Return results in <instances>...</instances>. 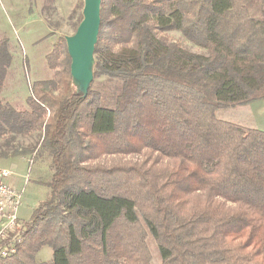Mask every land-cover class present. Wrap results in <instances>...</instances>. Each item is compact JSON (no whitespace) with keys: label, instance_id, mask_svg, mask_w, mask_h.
<instances>
[{"label":"trees","instance_id":"16d2710c","mask_svg":"<svg viewBox=\"0 0 264 264\" xmlns=\"http://www.w3.org/2000/svg\"><path fill=\"white\" fill-rule=\"evenodd\" d=\"M169 32L206 54L162 37ZM12 60L0 39V157L35 163L48 153L51 176L41 182L47 197L24 222V243L0 264H84L94 246L97 264H150L148 236L163 264H264V130L217 118L264 100V0H102L86 98L72 84L64 45L48 55L51 79L32 85L25 108L13 107L3 97ZM127 129L148 137L137 145L122 138ZM111 136L106 154L145 146L169 159L158 174L174 192L166 194V181L164 190L140 182L135 188L152 196L139 202L128 186L120 191L115 174L139 168L91 167L87 140ZM44 247L52 262L37 259Z\"/></svg>","mask_w":264,"mask_h":264},{"label":"rangeland","instance_id":"374dc122","mask_svg":"<svg viewBox=\"0 0 264 264\" xmlns=\"http://www.w3.org/2000/svg\"><path fill=\"white\" fill-rule=\"evenodd\" d=\"M83 8L84 0H0V39L7 40L13 56L3 91L6 103L18 109L25 108L27 100L32 94V85L35 82L51 79L54 73L49 69L47 63L48 55L58 49V47L66 46L65 37L71 36L76 32L77 25L80 22L79 18L83 15ZM162 37L170 42L177 43L188 51L206 54L204 49L188 41L179 32L162 34ZM64 60L65 56H62L61 61L63 62ZM110 85H108L109 87L106 90H111L116 86L115 84ZM256 109L259 111V117L254 116ZM217 118L250 128L264 130V102L220 110L217 112ZM144 128L149 133H154L151 131V125L147 124ZM125 137L137 145H142L148 135L142 131L132 133L130 129H127L122 134V138L125 139ZM153 137H155V134ZM27 138V140L21 137L18 139L23 145H32L30 143L33 139ZM0 141L1 144L5 143L4 140ZM114 141L115 138L112 136L90 138V140H87V143L91 142V148L90 150H85L84 155L91 158L89 160L91 167H104L105 169L133 167L139 168L142 171L141 174L133 173L131 170L130 174L127 173L131 177L133 176L138 179L135 184H132V181L130 182L132 180L131 177L127 175L122 176L123 173L118 172L120 170L116 171V177H120V180L117 181L121 183L120 191L127 189L128 186L127 190L133 192L136 200L144 202V199H150L152 195L148 194L146 190H137L135 188L140 182L151 183V187L153 188L159 184V188L162 189L165 181L167 184L172 182V179L164 178V176L160 179V174H158L161 165L168 167L167 164L170 163L169 159H166L153 149L148 151L145 146L142 147L141 154H106L102 146L105 143L111 144ZM94 145L95 150H93ZM47 154L43 155L38 160L39 162H35L31 167L27 163L23 166L21 162H18L19 160L17 159L20 157L5 159L4 157H0V166L15 170L16 174H18L16 180L18 183L16 184L20 185V189H24L23 204L19 210V217L23 223H28L32 220L40 202L48 195L49 190L41 183L51 176V171L47 165ZM15 163L17 164L14 165ZM145 170L150 172V175H147L149 180L144 175L143 171ZM27 176L28 181L26 183ZM168 186L172 190L167 191L166 194H171L174 192V188L171 184ZM124 225L125 223L123 222L119 224L118 233ZM139 225L140 230H143V225L141 223ZM126 228L128 229V227ZM148 237L146 247L151 256L150 264H163L157 243L152 237ZM85 251L84 256H82L84 264L99 263L98 259L100 260V256L94 252L100 251L99 248L95 246L92 248L86 247ZM125 256L127 259H132V257L137 258L135 253H126ZM37 259L40 262H52V248H42L37 254Z\"/></svg>","mask_w":264,"mask_h":264},{"label":"water","instance_id":"95a60500","mask_svg":"<svg viewBox=\"0 0 264 264\" xmlns=\"http://www.w3.org/2000/svg\"><path fill=\"white\" fill-rule=\"evenodd\" d=\"M102 0H84L83 19L76 32L66 36L71 59L72 84L86 98L94 82L95 49L101 27Z\"/></svg>","mask_w":264,"mask_h":264},{"label":"built area","instance_id":"2783aa9c","mask_svg":"<svg viewBox=\"0 0 264 264\" xmlns=\"http://www.w3.org/2000/svg\"><path fill=\"white\" fill-rule=\"evenodd\" d=\"M31 167L33 159H27ZM17 174L8 168L0 167V258L15 255L19 245L24 243L25 225L19 217L23 204L24 189L13 182ZM28 176L26 177V183Z\"/></svg>","mask_w":264,"mask_h":264},{"label":"crops","instance_id":"0c3cea01","mask_svg":"<svg viewBox=\"0 0 264 264\" xmlns=\"http://www.w3.org/2000/svg\"><path fill=\"white\" fill-rule=\"evenodd\" d=\"M256 102H264V100H257V101H254V104L256 103ZM255 106V105H254ZM258 110L256 109V111H254V116L255 117H259V111L257 112ZM17 160H19L18 162H21L22 163V165L23 166H25V164L27 163V159H23V158H18ZM17 163H15L14 165H16ZM1 167V166H0ZM4 168H6V167H4ZM10 169H12V168H10ZM13 170V169H12ZM14 172H15V170H13ZM15 173H17V172H15ZM18 175V174H17ZM19 178V177H18ZM16 180H17V176L16 177H14L13 178V182H15V184L16 183H18V181L16 182ZM18 186L20 187V185L18 184Z\"/></svg>","mask_w":264,"mask_h":264}]
</instances>
